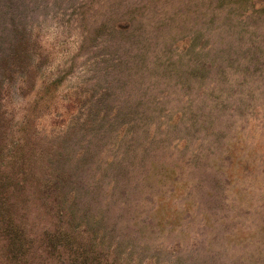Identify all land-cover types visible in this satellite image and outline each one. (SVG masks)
Here are the masks:
<instances>
[{
    "label": "trees",
    "instance_id": "16d2710c",
    "mask_svg": "<svg viewBox=\"0 0 264 264\" xmlns=\"http://www.w3.org/2000/svg\"><path fill=\"white\" fill-rule=\"evenodd\" d=\"M35 5V0H0V42L8 38L0 44V264H127L130 259L117 258L126 232L156 243L158 234L164 241L175 239L195 224L199 231H192L203 241L201 248L194 246L193 261L203 254L210 262L224 256L234 263L249 239L264 240V156L231 125L239 104H255L260 97L174 94L157 97L159 104L138 97L142 109L118 108L94 122L106 125L102 133L111 140L102 157L81 167L88 164L85 156H64L63 144L39 129L44 113L57 109V98L39 84L40 65L24 23ZM13 82L29 98L17 123ZM208 86L217 87L215 81ZM233 102L235 108L225 107ZM163 103L166 107L157 109ZM244 131L247 135L251 127ZM92 146L93 140L87 142ZM109 176L115 178L107 182ZM117 191L132 195L134 204L127 198L116 202ZM243 210L249 213L243 216ZM179 216L184 225L177 229ZM146 245L133 244L125 255L138 249L140 257ZM153 247L157 254L167 249ZM259 249L263 254L264 242ZM174 257L177 263L180 257Z\"/></svg>",
    "mask_w": 264,
    "mask_h": 264
},
{
    "label": "rangeland",
    "instance_id": "374dc122",
    "mask_svg": "<svg viewBox=\"0 0 264 264\" xmlns=\"http://www.w3.org/2000/svg\"><path fill=\"white\" fill-rule=\"evenodd\" d=\"M35 3L32 12L24 13V23L30 26V45L35 48L40 65L39 84L57 98V109L48 111L49 115L44 113L38 122L39 129L63 144L64 156L72 159L85 156L88 164L81 166L84 168L102 157L111 135H103L106 125L94 122L108 118L118 108L125 112L142 109L144 105L138 97L147 96L159 104L157 97L199 93L260 97L255 104H239L240 112L231 125L235 131L243 132L250 149L264 156V3L253 0H35ZM211 81L217 85L213 90L208 86ZM17 86L14 82L11 85V109L15 108L17 113L16 123L24 117L29 100L19 94ZM235 106L234 102L231 106L225 104L229 110ZM165 107L164 103L157 105L159 110ZM153 108L155 105L148 106ZM247 125L251 132L244 135ZM92 140L94 146L87 148V142ZM167 142H163L165 148H169ZM172 152L167 149L168 154ZM147 166L140 172H146ZM106 178L108 182L115 176ZM101 190L107 193V184ZM102 198L98 196V205ZM124 198L127 197L123 192L117 191L115 201ZM127 199L130 205L134 204L132 195ZM104 200H109L107 195ZM242 213L245 216L249 211ZM128 218H120V226ZM183 218L179 216L175 228L184 225ZM76 227L83 228L80 223ZM198 228V224L192 226L195 232ZM192 230L167 241L158 234L153 238L156 243L139 235L131 238L126 232V237H122L124 247L117 258L130 259L127 264H251V259L253 264H264V253H258L264 240L257 237L249 239L246 250L241 249L234 263L224 256H216L210 262L203 254L193 261L192 250L195 245L201 248L203 240ZM133 244L136 248L147 244L149 249L140 257L138 249L126 256L125 249ZM152 244L156 248L166 244L167 249H159L157 254ZM215 253L224 255L217 250ZM177 254L180 259L174 263Z\"/></svg>",
    "mask_w": 264,
    "mask_h": 264
}]
</instances>
